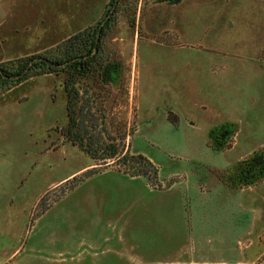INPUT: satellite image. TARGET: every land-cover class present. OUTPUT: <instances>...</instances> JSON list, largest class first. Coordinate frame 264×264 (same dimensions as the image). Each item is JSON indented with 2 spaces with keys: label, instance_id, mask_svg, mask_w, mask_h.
Listing matches in <instances>:
<instances>
[{
  "label": "rangeland",
  "instance_id": "obj_1",
  "mask_svg": "<svg viewBox=\"0 0 264 264\" xmlns=\"http://www.w3.org/2000/svg\"><path fill=\"white\" fill-rule=\"evenodd\" d=\"M193 1L0 0V62L42 53L109 22L102 32L100 59L111 66V83H100L96 70L78 88L92 94L96 134L105 131L120 153L143 156L156 170L154 178L131 177L111 166L93 171L96 162L60 133L67 124L65 75L32 78L1 94L0 264H112L119 254L136 257V250L155 255L147 258L153 264H179L193 245L213 252L207 259L217 262L216 239L228 210L221 208L224 192L215 181L229 190L255 188L253 210H235L232 220L245 226L255 219L253 233L264 232V75L241 88L248 92L234 90L228 82L216 94L205 81L210 78L205 62L200 63L201 56L211 58L204 52L205 43L190 44L185 33L179 40L172 25L173 12ZM208 3L206 20L214 31L206 42L230 45L243 34L252 40L260 33L264 37V0ZM216 8L227 10L219 24H214ZM204 23L208 25L205 17ZM201 31L195 28L193 34L198 38ZM260 61L264 70V52ZM194 76L199 79L196 91ZM236 117L242 122L226 121ZM235 136L237 148L220 152L232 146ZM245 153L252 156L237 163ZM226 161L237 163L232 169L238 186L230 184V170L218 169ZM190 172L209 193H193L196 181ZM170 190L180 195L171 198L166 195ZM187 198L196 207L203 200L204 207L193 211L197 222H204L205 240L193 242L182 235ZM171 200L178 203L177 216L153 222L147 231L135 233L127 216L125 222L121 217L131 202L137 206ZM114 201L121 205L117 213L110 216L103 204L100 215L99 204ZM166 224L179 226V239L168 235ZM256 234L241 242L242 249L260 253L252 264H264V235L259 241ZM237 245L232 248L239 252Z\"/></svg>",
  "mask_w": 264,
  "mask_h": 264
},
{
  "label": "crops",
  "instance_id": "obj_2",
  "mask_svg": "<svg viewBox=\"0 0 264 264\" xmlns=\"http://www.w3.org/2000/svg\"><path fill=\"white\" fill-rule=\"evenodd\" d=\"M25 1V0H24ZM209 0H194L192 3L186 2V7L177 9L176 12H173L172 14V25L173 28H176V31L178 33V38L181 40L184 37V33L186 34L187 41L190 44H193L196 42L198 43H205L203 46L205 47L204 52L206 55H210L211 58L207 56H201L203 61L201 60V64L205 62V68H207L208 72L210 73V78L206 77L205 81H210L211 86L215 88L216 94H220L221 90L226 88L228 85V82H230V85H233V89L241 93L248 92L243 91L241 88L249 86L252 82H254V79L260 78L262 75H264V70L262 68V62L260 61V56L264 52V37L263 33L259 34L256 37V40L250 39L251 35L249 34H243L240 41L237 42V44L230 43H223L219 40H216L214 42H206L209 34H211V30L214 31V28H212L213 23L211 21L206 20V10L209 9L210 3H208ZM227 3V1H225ZM210 11V10H209ZM215 13L218 17L217 20L214 21V24L220 23L221 16L226 17V14H223L227 10L225 9H215ZM223 14V15H222ZM4 16H7L5 13ZM1 16V14H0ZM204 17L205 22L208 25H205L204 23ZM187 18V19H186ZM179 23V25L177 24ZM186 25V26H185ZM195 28L202 29L201 34H198V38L194 33ZM217 31V30H215ZM181 35V37H180ZM196 40V41H195ZM193 44V45H195ZM195 50L196 47H193ZM199 50V49H198ZM200 59V57H198ZM223 58V59H222ZM6 62V61H4ZM230 62H234V64H231ZM1 63V62H0ZM231 66V67H228ZM229 72V74H228ZM195 78V76H194ZM204 79V76H203ZM196 84H193L189 86L194 88H198L199 84H197V80L194 79ZM205 81H203V87L205 88ZM196 85V86H195ZM235 85V87H234ZM195 86V87H194ZM194 91H196L194 89ZM205 109V108H204ZM234 117V116H233ZM227 122H242V120L238 117L236 119H227ZM223 124H230V123H223ZM221 127H229V129H235L234 127H231L230 125H222ZM237 131V130H236ZM237 148L236 143V136L234 139V142L232 143V146L228 149L221 150L220 152H223L224 154H228L233 152ZM252 155H249L245 153L244 155L238 156V159L236 162L243 161L246 158L251 157ZM228 163L225 164V167L218 168L224 171L230 170L232 180L230 181V184H235L238 186L239 179L236 178L234 175V170L232 169V166L236 165L237 163L232 164L229 163V161H226ZM192 176H194L195 184H194V192H198L199 195L202 194L205 195L206 193H209L211 190L206 189L205 190V183L204 186L201 187V183L199 181V177L195 175L194 173L190 172ZM136 179V178H132ZM264 182V181H263ZM262 183V182H261ZM216 186L219 187V190L221 189L222 192H224L223 200H221L222 209L228 210L227 215L224 218V221L222 222V228L220 229V236L217 237L216 240H218L219 243V250L215 253L219 260L216 261H210L207 259L210 257V251L205 250L202 246L193 245L190 249L187 250V253L182 255V258L178 260L179 264H252L255 261L258 260L260 257V253L255 252L254 254L249 252V248L242 249V243L243 241H250L251 238H253V235L256 233H253L255 228L254 220H251L248 224L244 226L243 223L239 220H232L236 216V211L238 212H249V210H253L254 202L252 196L255 195L254 189H241V187H235L234 190H229L227 187H225L222 182L215 181ZM187 193H190V190H187ZM182 194V193H181ZM167 196H170L171 198L173 196L180 195L179 192H173L170 190V192H166ZM264 198V197H263ZM262 198V199H263ZM200 202L195 204V201H192L190 198L185 199V202L183 203V211L184 214L187 216V219L185 220L184 228L182 231L183 236H186V240L191 241H202L205 240L206 237H204L205 227L204 222H197L195 212L193 211L195 208H203V200H199ZM126 203V208L128 210L121 213V217L125 222V218L127 216V221L131 223L133 226V230H135V233L141 232V230H148V227L151 225H155L158 221H166L167 219L171 220L173 217H176L178 214V203L173 202L172 200L169 202H158L154 204H140L136 206V203L131 202L128 206V201L123 202ZM106 206V210L108 211V214L110 216H113L117 213V211L121 208V205L117 202H110L107 203H100L98 208L100 209V215H102V209ZM176 204V206H175ZM140 205H143L142 207ZM174 205V206H173ZM171 209V213L168 211ZM124 210V208H123ZM175 210V212H173ZM231 210V211H230ZM107 215V216H109ZM166 217V219L164 218ZM106 220H110L106 219ZM155 224H154V223ZM108 223V222H107ZM145 226L146 228H143ZM220 228V227H219ZM165 229L168 232V235L173 236L174 239H179L178 234L180 235L181 231H179V226L175 224L173 225H165ZM151 230V228L149 229ZM155 230V229H154ZM180 232V233H179ZM264 235V232H260L259 234L255 235V238L257 240H262ZM170 238V237H169ZM229 242H233L231 246H229ZM240 245L239 252L234 250L232 248L233 245L238 246L237 243ZM249 246V245H248ZM247 246V247H248ZM141 251V252H140ZM137 251V256L131 255L128 253L126 256L123 254L116 255L117 261L111 260L112 264H153L155 262H150L147 260L148 255L145 251L142 252V250ZM238 252V253H237ZM257 256L254 261L250 260V256L253 257ZM155 255L151 254L149 255V259H153ZM183 258H186L185 261H183ZM182 261V262H181Z\"/></svg>",
  "mask_w": 264,
  "mask_h": 264
},
{
  "label": "trees",
  "instance_id": "obj_3",
  "mask_svg": "<svg viewBox=\"0 0 264 264\" xmlns=\"http://www.w3.org/2000/svg\"><path fill=\"white\" fill-rule=\"evenodd\" d=\"M107 23L89 27L42 53L1 62L0 95L32 78L65 75L63 88L67 124L60 132L63 139L96 162L95 172L111 166L131 177L154 178L156 170L146 158L128 152L122 154L115 144L108 142L105 131L96 134L92 94H82L78 88L79 81L89 79L96 70L100 71V83L104 86L111 83V66L103 65L100 59L101 39L104 37L102 32L109 25ZM249 179H252L251 175Z\"/></svg>",
  "mask_w": 264,
  "mask_h": 264
}]
</instances>
